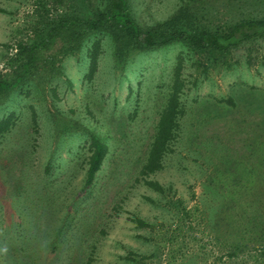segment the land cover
Wrapping results in <instances>:
<instances>
[{"label":"rangeland","instance_id":"obj_1","mask_svg":"<svg viewBox=\"0 0 264 264\" xmlns=\"http://www.w3.org/2000/svg\"><path fill=\"white\" fill-rule=\"evenodd\" d=\"M105 1L0 0V75L13 74L18 44L48 41L61 20L90 18ZM129 2L142 29L264 20V0ZM41 51L0 97V120L14 116L0 138V264H264V39L211 55L180 42L128 47L107 33L75 41L63 30ZM179 63L184 113L150 176L159 193L139 171ZM91 135L108 156L85 188Z\"/></svg>","mask_w":264,"mask_h":264},{"label":"trees","instance_id":"obj_2","mask_svg":"<svg viewBox=\"0 0 264 264\" xmlns=\"http://www.w3.org/2000/svg\"><path fill=\"white\" fill-rule=\"evenodd\" d=\"M192 3L197 0H181ZM179 21V20H178ZM66 31L75 41H79L93 33H107L113 39L128 47L142 49L162 48L173 42H180L186 47L196 51L198 54L210 53L228 54L233 48L243 43L264 39L263 19H243L225 31H209L199 29L193 32L182 29L175 22L163 23L148 29L140 28L131 14L129 0H106L103 9H96L90 18L79 19L78 17H67L57 23L47 33V39L41 43L17 45V51L11 59V67H14L10 76L0 75V97H6L29 73L38 53L42 52L44 46L50 44L55 36ZM101 55V43L95 41L88 52V70L85 79L91 82L95 78L98 68V60ZM180 63L174 70L173 83L168 99L161 110L155 127L152 142L148 148L145 161L139 171L144 185L156 191L163 192V186L150 180L163 168V160L177 140L180 128V118L183 116V107L180 96L184 87L181 79ZM13 114L0 120V138L11 129ZM108 156V148L96 136L91 135L89 140V155L84 173V187L88 188L99 173L104 161ZM141 225V221H138ZM18 261V260H17ZM85 264H90V260Z\"/></svg>","mask_w":264,"mask_h":264}]
</instances>
